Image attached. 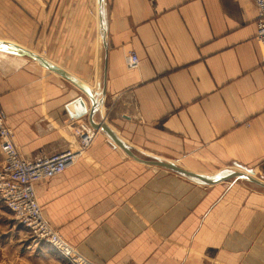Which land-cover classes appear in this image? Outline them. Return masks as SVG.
I'll return each mask as SVG.
<instances>
[{
    "label": "crops",
    "instance_id": "crops-1",
    "mask_svg": "<svg viewBox=\"0 0 264 264\" xmlns=\"http://www.w3.org/2000/svg\"><path fill=\"white\" fill-rule=\"evenodd\" d=\"M104 6L103 43L98 0H0V40L35 55L0 47V101L21 157L64 150L91 126L71 115L77 96L90 107L78 84L95 100L104 91L94 120L136 156L98 129L63 171L35 184L44 216L98 264H264L263 186L200 184L143 161L264 182V48L252 0Z\"/></svg>",
    "mask_w": 264,
    "mask_h": 264
},
{
    "label": "built area",
    "instance_id": "built-area-1",
    "mask_svg": "<svg viewBox=\"0 0 264 264\" xmlns=\"http://www.w3.org/2000/svg\"><path fill=\"white\" fill-rule=\"evenodd\" d=\"M252 2L256 9V38L264 48V0ZM138 62L137 54L129 51L127 65L135 67ZM96 131L92 126H86L72 135L70 144L64 150L35 160H26L19 154L14 131L8 124L0 101V152L3 155L0 161V198L17 221L51 244L70 264L98 263L81 255L46 219L37 200L35 184L63 171L90 146Z\"/></svg>",
    "mask_w": 264,
    "mask_h": 264
},
{
    "label": "water",
    "instance_id": "water-1",
    "mask_svg": "<svg viewBox=\"0 0 264 264\" xmlns=\"http://www.w3.org/2000/svg\"><path fill=\"white\" fill-rule=\"evenodd\" d=\"M98 12H99V23H100V29H101V33H102V42H105V6H104V0H98ZM0 47H7L10 48L12 50L18 51V52H22L24 54L27 55H31V56H35L32 52H30L29 50L22 48L14 43L11 42H7V41H1L0 40ZM79 88L82 90V92L84 93V95L86 96V98L89 99L90 101V107L87 108L84 104V97L82 95L77 96L74 100H73V104H75V106L80 107L78 112H75V114H71L73 117H78V116H82V115H87L88 121L90 123V125L98 130H102L104 133H106L109 137H111L113 139V141L120 146V148H122L123 151H125L126 153L136 157L131 150L129 149V147H127L126 144H124V142L118 137V135L115 133V131L105 122V121H96L94 120V115L99 111V107L101 105L102 102V98L104 95V91L101 92V98H98L97 100H95V96L94 93H90L89 89L81 84H78ZM140 159V158H138ZM144 162L148 163V164H154V165H158V166H162L164 168H167L169 170H172L196 183H200V184H214L216 182L219 181H223V180H227L231 177H245L261 186L264 187V182L255 179L254 177H252L249 173L247 172H243V171H226V172H222L220 174H216V175H203L200 173H196V172H192L189 170H186L184 168H182L181 166L170 162V161H165L159 158L153 159V160H143Z\"/></svg>",
    "mask_w": 264,
    "mask_h": 264
},
{
    "label": "rangeland",
    "instance_id": "rangeland-1",
    "mask_svg": "<svg viewBox=\"0 0 264 264\" xmlns=\"http://www.w3.org/2000/svg\"><path fill=\"white\" fill-rule=\"evenodd\" d=\"M0 264L67 263L51 244L17 221L0 198Z\"/></svg>",
    "mask_w": 264,
    "mask_h": 264
}]
</instances>
